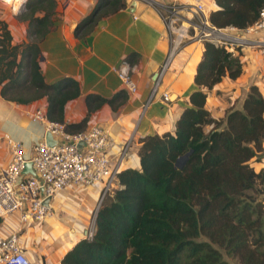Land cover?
Instances as JSON below:
<instances>
[{"label":"trees","instance_id":"obj_1","mask_svg":"<svg viewBox=\"0 0 264 264\" xmlns=\"http://www.w3.org/2000/svg\"><path fill=\"white\" fill-rule=\"evenodd\" d=\"M214 4L208 22L216 28L243 29L264 8V0ZM56 5V0H24L18 13L26 22L20 43L11 42L0 21V97L18 105L44 98L46 118L74 132L85 129L103 104L116 111L126 92L88 93L85 115L64 122V106L78 96V84L67 76L46 83L40 70L39 43L53 28ZM123 6V0H96L73 34L83 37L100 18ZM240 55L237 47L203 41L193 83L210 89L222 77L235 79L242 72ZM204 101V92L192 91L172 133L139 138L138 167L119 169L121 187L97 208L92 237L77 240L60 264H228L223 254L239 264H264V206L256 189L264 184V168L255 172L248 163L254 158L255 167L262 165L264 95L251 85L240 107L227 109L220 119L210 115Z\"/></svg>","mask_w":264,"mask_h":264},{"label":"crops","instance_id":"obj_2","mask_svg":"<svg viewBox=\"0 0 264 264\" xmlns=\"http://www.w3.org/2000/svg\"><path fill=\"white\" fill-rule=\"evenodd\" d=\"M20 0H13L18 3ZM57 4L52 18L53 28L39 43L41 53L40 70L43 80L52 83L61 77H71L78 84V96L64 106L65 123L79 121L86 112L84 96L88 93L109 97L123 89L122 82L113 71L122 59L132 54L130 63L136 65L131 78L135 92L127 93L125 102L116 110L103 104L93 112L88 121L108 129L112 145L108 154L116 158L121 145L130 137V150L121 162L120 168L138 167L137 150L139 138L149 134L172 133L175 121L181 110L189 105V94L194 90L205 93L204 107L214 119H220L229 108H239L248 88L253 85L264 95V58L258 50L243 46L241 53L242 72L231 80L222 77L210 89L197 87L193 77L197 63L203 52V41L189 40L173 55L168 67L156 85L154 96L141 112L153 86L152 76L161 66L168 48V40L162 21L155 9L145 0L135 1L130 7L126 0L124 6L102 18L94 28L83 37L75 36L69 29L70 23L78 22L91 7L93 0H62ZM193 0H167L177 4H191ZM205 16L215 8L214 0H201ZM62 3V2H60ZM12 12L14 5L11 6ZM4 16L0 15V20ZM10 35L12 43L25 39V21L11 20ZM249 38L264 40V30L250 33ZM250 68L248 74L246 70ZM260 77V75H262ZM166 93L168 101L161 99ZM45 99L31 104L18 105L0 97V169L7 163L9 152L3 135L21 142L29 152L32 143L40 139L45 131L43 126L29 120L28 113L35 108L45 111ZM206 127L205 130H208ZM100 187L73 186L56 193L50 200L52 210L50 220L31 221L19 232L20 247L24 254L39 264H60L63 254L85 233L86 221L96 206ZM16 215L0 219V236L7 235L15 226ZM55 222L61 229L53 227L54 237L49 238ZM61 236V237H60ZM77 240L73 242V239ZM39 245L35 250L33 245Z\"/></svg>","mask_w":264,"mask_h":264},{"label":"built area","instance_id":"obj_3","mask_svg":"<svg viewBox=\"0 0 264 264\" xmlns=\"http://www.w3.org/2000/svg\"><path fill=\"white\" fill-rule=\"evenodd\" d=\"M145 1L155 9L162 21L168 48L155 73L150 95L141 112L154 96L156 85L173 55L189 40L209 41L215 46H224L230 50L233 47L249 46L258 50L264 58V40L249 38L250 33L264 30V8L258 11L256 20L243 29L216 28L208 22L201 0H193L191 4ZM135 70L136 65L125 59L113 68L127 93L135 92V83L131 78V73ZM161 99L168 101L166 93L161 94ZM28 116L31 122L43 126L54 144L46 145L43 135L32 143L27 152L20 141L11 139L7 134L3 135L9 158L0 169V219L16 215V222L11 229L8 226L10 231L7 235L0 236V264H34L20 247L19 232L31 221L42 222L49 217L52 213L49 200L67 187H100L89 228L84 233L85 238L90 239L97 208L108 194L121 187L117 173L131 147L129 137L112 160L108 154L112 140L106 127L92 123L87 124L85 129L69 132L64 123L48 120L41 108L33 109ZM78 142H81L80 147H77ZM25 163H30L31 173L22 172ZM45 199H48L47 204H43Z\"/></svg>","mask_w":264,"mask_h":264},{"label":"rangeland","instance_id":"obj_4","mask_svg":"<svg viewBox=\"0 0 264 264\" xmlns=\"http://www.w3.org/2000/svg\"><path fill=\"white\" fill-rule=\"evenodd\" d=\"M160 2H163V3H165L167 0H164V1H161V0H159ZM12 2H13V0H10V2H7V0H5V1H1L0 0V15L1 16H4L3 18H2V20H0V21H2V22H4L5 23V25H6V27L8 28V30H9V32H10V28H9V25L11 24L10 22H11V20H13V21H17V20H19V18H18V13L20 12V11H22L23 9L22 8H20L19 9V11H16V12H12V9H11V6H13V4H12ZM60 2H62V3H60ZM95 2H96V0H93V3H92V5H91V7L88 9V11L85 13V15L92 9V7L94 6V4H95ZM56 3L57 4H59V5H62L63 4V1L62 0H56ZM84 15V16H85ZM20 21V20H19ZM23 41V40H22ZM250 71H251V69L250 68H248L247 70H246V72L249 74L250 73ZM263 76V74L262 75H260V77H262ZM156 90V89H155ZM35 102V101H34ZM31 103H33V102H31ZM31 103H29V104H31ZM258 162H262V165L261 166H258V167H255V165H256V161L254 160V158H251L249 161H248V163L250 164V166L253 168V170L255 171V172H257L259 169H261V168H264V141H263V143H262V157H261V159L258 161ZM255 163V164H254ZM256 189H259V190H261V194H259L257 197H258V199L259 200H261V203H262V205L264 206V184H262V185H257L256 186ZM94 209H95V207H94ZM94 209H93V211H94ZM93 211L89 214V216H88V219H87V221H86V226H85V231H87L88 230V228H89V225H90V222H91V217H92V214H93ZM51 215H52V213H51ZM50 215V216H51ZM11 216V215H10ZM46 219V218H45ZM44 219V220H45ZM263 222H264V217H263ZM50 231H53V228L50 230ZM60 234H61V231H60ZM60 234H58V235H60ZM48 236H50V235H48ZM61 237V236H60ZM51 240L53 239L52 238V236H50L49 237ZM82 238H85V234L83 235V237ZM40 245V244H39ZM39 245H33V248L36 250L37 249V247H39ZM223 259H225L226 261H227V263L228 264H239L238 263V260L236 259V258H232V257H227V256H225L224 254H223ZM34 264H39L38 262L37 263H34Z\"/></svg>","mask_w":264,"mask_h":264},{"label":"water","instance_id":"obj_5","mask_svg":"<svg viewBox=\"0 0 264 264\" xmlns=\"http://www.w3.org/2000/svg\"><path fill=\"white\" fill-rule=\"evenodd\" d=\"M23 3H24V0L21 1V4H20L19 8L17 9V11H19V9L22 8ZM126 3H128L131 8H133L135 6V1L126 0ZM76 24H77V22H75V21L71 22L70 23V26H69V29L70 30H74ZM155 78H156V74H153L152 80H154ZM43 137H44V141H45L46 145H52V144H54V141L52 140V138H51V136H50V134L48 132H45ZM80 146H81V142H78L77 147H80ZM185 156H183V157H181V158H179L177 160V162H176V165L177 166H180L181 165V163L183 162ZM22 172L23 173H31L30 163H25L23 165ZM47 202H48V199H45L43 201V204H47Z\"/></svg>","mask_w":264,"mask_h":264},{"label":"bare ground","instance_id":"obj_6","mask_svg":"<svg viewBox=\"0 0 264 264\" xmlns=\"http://www.w3.org/2000/svg\"><path fill=\"white\" fill-rule=\"evenodd\" d=\"M2 1H5V0H2ZM14 1H15V0H14ZM21 1H22V0H20L18 3H16V2H15V3H12V4L14 5V10H17V9L19 8V6H20V2H21ZM7 2H10V0H7ZM50 219H52L51 216L47 217V218H46V221H47V222L52 221V220H50ZM54 223H55V222H51L52 228H53V227L57 228V229H58L57 232H58V234H60L61 229L58 228L57 225L54 224ZM49 235L52 236L53 238H55V237H54V234H53V231H50V232H49ZM76 240H77V237L73 239V242H75Z\"/></svg>","mask_w":264,"mask_h":264}]
</instances>
